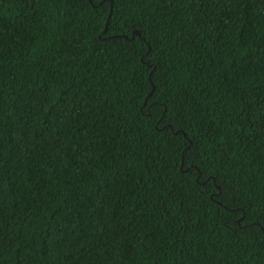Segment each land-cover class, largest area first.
I'll return each mask as SVG.
<instances>
[{"label": "trees", "instance_id": "trees-1", "mask_svg": "<svg viewBox=\"0 0 264 264\" xmlns=\"http://www.w3.org/2000/svg\"><path fill=\"white\" fill-rule=\"evenodd\" d=\"M0 264H264V0H0Z\"/></svg>", "mask_w": 264, "mask_h": 264}, {"label": "water", "instance_id": "water-1", "mask_svg": "<svg viewBox=\"0 0 264 264\" xmlns=\"http://www.w3.org/2000/svg\"><path fill=\"white\" fill-rule=\"evenodd\" d=\"M90 2H92V0H90ZM109 16H111V13H110V15ZM108 20H107V23H106V29H107V27H108ZM136 33H139V32H137V31H135V32H133V34H136Z\"/></svg>", "mask_w": 264, "mask_h": 264}, {"label": "snow or ice", "instance_id": "snow-or-ice-1", "mask_svg": "<svg viewBox=\"0 0 264 264\" xmlns=\"http://www.w3.org/2000/svg\"><path fill=\"white\" fill-rule=\"evenodd\" d=\"M108 21H109V22H112V17H111V16L108 17ZM105 30H106V29H105ZM142 39H143V37H142ZM130 42H131V41H130Z\"/></svg>", "mask_w": 264, "mask_h": 264}]
</instances>
